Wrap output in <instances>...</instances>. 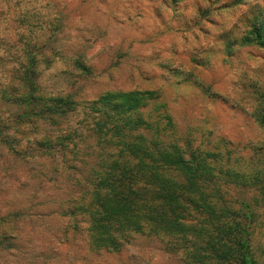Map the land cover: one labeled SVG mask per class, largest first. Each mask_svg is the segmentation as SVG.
I'll return each instance as SVG.
<instances>
[{
	"label": "rangeland",
	"instance_id": "obj_1",
	"mask_svg": "<svg viewBox=\"0 0 264 264\" xmlns=\"http://www.w3.org/2000/svg\"><path fill=\"white\" fill-rule=\"evenodd\" d=\"M256 18L264 19V0H0V36L10 42L0 44V139L9 136L0 142V264H184L165 249L167 237L150 233L117 251L93 250L85 216L67 214L79 175L90 171L75 155L94 160L83 153L96 135L81 122L97 113L87 116L85 103L108 91H154L132 115L165 127L159 137L264 169V44L243 39ZM45 40L34 49L36 108L66 95L75 107L54 122L16 124L11 85L27 65L24 45ZM68 131L67 147L38 151V141ZM253 209L250 241L264 264V204Z\"/></svg>",
	"mask_w": 264,
	"mask_h": 264
},
{
	"label": "trees",
	"instance_id": "obj_2",
	"mask_svg": "<svg viewBox=\"0 0 264 264\" xmlns=\"http://www.w3.org/2000/svg\"><path fill=\"white\" fill-rule=\"evenodd\" d=\"M15 35L18 41L24 38L23 33ZM5 37L0 36V44L10 43ZM243 39L263 45L264 19L253 20ZM38 44L25 43L27 65L11 85L17 93L12 101L20 108L16 124L37 119L54 122L76 104L66 95L49 97L50 103L36 108L32 76L38 51L34 49L47 42ZM10 72L18 73L17 68ZM155 96L149 90L108 91L90 105L85 103L87 116L97 114L92 122L81 123L91 126L96 140L86 147L89 155L82 153L94 160L75 155L80 166L90 171L88 176L79 175L81 185L67 214L85 216L89 244L96 251H117L133 234L150 233L167 237L165 249L180 253L184 264H258L250 235L253 207L264 204V169L257 163H232L227 152L192 148L189 143L181 146L159 137L157 132L165 127L151 126L142 115H132ZM261 97L264 101V94ZM258 121L264 127V111ZM67 139H72L69 131L47 136L37 142L38 151L57 152V147H67ZM8 141L9 136L0 139ZM233 188L259 189L261 196L245 199Z\"/></svg>",
	"mask_w": 264,
	"mask_h": 264
}]
</instances>
